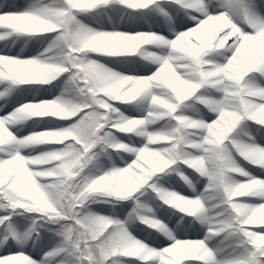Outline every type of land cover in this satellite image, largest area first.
Returning a JSON list of instances; mask_svg holds the SVG:
<instances>
[{
    "label": "snow or ice",
    "instance_id": "obj_1",
    "mask_svg": "<svg viewBox=\"0 0 264 264\" xmlns=\"http://www.w3.org/2000/svg\"><path fill=\"white\" fill-rule=\"evenodd\" d=\"M250 169L264 0H0V264H264Z\"/></svg>",
    "mask_w": 264,
    "mask_h": 264
},
{
    "label": "bare ground",
    "instance_id": "obj_2",
    "mask_svg": "<svg viewBox=\"0 0 264 264\" xmlns=\"http://www.w3.org/2000/svg\"><path fill=\"white\" fill-rule=\"evenodd\" d=\"M19 49H16V48H13L12 51L15 52V51H18ZM27 51V50H26ZM102 59V58H101ZM51 87V85H50ZM39 98V97H37ZM31 99V97H30ZM28 102V101H27ZM24 126V129L22 130L23 132L24 131H31V130H36V129H41L40 131L43 130V128L46 126V122L45 121H34V120H28L26 123L23 124ZM39 132V131H38ZM17 135H19V132H17ZM242 163V162H241ZM250 171H253V174L256 175V174H260V175H264V174H261V173H258V171L256 170H252L250 169ZM0 253H3L2 250H0Z\"/></svg>",
    "mask_w": 264,
    "mask_h": 264
},
{
    "label": "rangeland",
    "instance_id": "obj_3",
    "mask_svg": "<svg viewBox=\"0 0 264 264\" xmlns=\"http://www.w3.org/2000/svg\"><path fill=\"white\" fill-rule=\"evenodd\" d=\"M31 46V44H29V47ZM16 49H19V46L18 47H16ZM27 50V48H25V51ZM47 87H50V85H48ZM53 94H55V93H53ZM26 102V101H25ZM24 129V126H23V124L22 125H20L19 126V129L17 130V129H13V131H16V132H19V135L20 136H27L28 135V133L29 132H31V131H22ZM94 207H96L95 205H94ZM44 235V233L41 231V236H43ZM2 254H5V253H0V255H2Z\"/></svg>",
    "mask_w": 264,
    "mask_h": 264
}]
</instances>
